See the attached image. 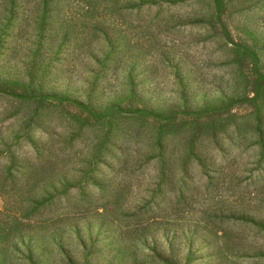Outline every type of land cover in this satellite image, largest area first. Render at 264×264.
Wrapping results in <instances>:
<instances>
[{"label":"rangeland","instance_id":"1","mask_svg":"<svg viewBox=\"0 0 264 264\" xmlns=\"http://www.w3.org/2000/svg\"><path fill=\"white\" fill-rule=\"evenodd\" d=\"M0 264H264V0H0Z\"/></svg>","mask_w":264,"mask_h":264}]
</instances>
